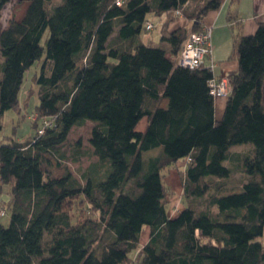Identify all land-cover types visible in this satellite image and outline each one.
<instances>
[{
  "label": "trees",
  "instance_id": "obj_1",
  "mask_svg": "<svg viewBox=\"0 0 264 264\" xmlns=\"http://www.w3.org/2000/svg\"><path fill=\"white\" fill-rule=\"evenodd\" d=\"M12 1L0 0V128L34 63L38 103L34 135L0 143V264H264V22L233 35L217 118L212 52L197 68L174 57L224 0H29L2 24ZM87 121L89 151L68 147ZM87 153L79 180L62 161ZM179 159L185 203L170 215L163 170Z\"/></svg>",
  "mask_w": 264,
  "mask_h": 264
},
{
  "label": "rangeland",
  "instance_id": "obj_2",
  "mask_svg": "<svg viewBox=\"0 0 264 264\" xmlns=\"http://www.w3.org/2000/svg\"><path fill=\"white\" fill-rule=\"evenodd\" d=\"M59 2V0H51L49 2V6L53 5L55 3ZM28 4L27 0H21L16 1L13 0L12 2L8 3L2 10H1V22L2 24H5L7 20L10 17L19 18L26 5ZM236 6V2L233 0H229L226 5V9L229 8V10L232 11ZM150 16V15H149ZM153 16V15H152ZM155 20L161 21V18H153ZM210 28V27H209ZM190 29V28H188ZM214 30V29H213ZM192 32V31H189ZM151 43L153 44H159V38H158V25L155 26L153 30H151L148 33ZM48 36V29L45 30L42 42L46 39ZM143 38L146 39V36L143 34ZM232 40L229 42V54L232 53ZM3 60V57L0 55V61ZM39 68L37 67V64L34 63L29 67L27 72L25 73V81L23 82V85L21 87V91L19 94V100H18V107L17 109L11 108L6 110L3 113L2 119H1V128H0V143L7 142L9 138H12L14 140L22 141L27 139L28 137L34 135L35 128L32 126V119L36 118L35 114V106L38 103V88L37 85L33 82L32 76L34 73L38 72ZM34 79V78H33ZM146 124V118L143 117L139 123L137 124V129H143ZM92 127V122L87 121L83 125L74 126L72 130L70 131V134L68 136L67 140V146L73 145L75 142L80 141L82 148L84 151H89V144H88V136L90 128ZM244 145H251L249 143L247 144H238L235 145L234 148L239 150ZM70 149V148H69ZM157 152V149H151L148 151H145L143 153V157L146 158L150 155H153ZM95 160L93 156H91L89 153L86 155H82L78 161L71 159L70 157L65 158L62 161V165L66 166L72 174L79 179V175L81 171L86 168L90 163H92ZM185 161L182 159L177 160L176 163H173L169 167H167L165 170H163V181L166 186V201H167V207L169 212H176L184 203V197L182 195V188H181V180L179 175V170H182L184 168ZM241 179V175L239 173H235L232 176L231 180H228V182H239ZM80 180V179H79ZM83 182V181H82ZM232 188H226L223 190V193L233 191ZM10 190L7 185H3L1 192H0V201L2 200H9L10 198ZM78 206L84 207V209H81V211H78L76 209V213L78 212L83 215H89L87 214L86 210L89 209L87 205H84L83 202L78 204ZM76 207V205H75ZM2 211V210H1ZM10 209L7 210V213L5 215L0 214V224L2 225H8L10 220ZM82 216V217H83ZM263 244H264V236H263ZM134 264V262L132 263Z\"/></svg>",
  "mask_w": 264,
  "mask_h": 264
},
{
  "label": "crops",
  "instance_id": "obj_3",
  "mask_svg": "<svg viewBox=\"0 0 264 264\" xmlns=\"http://www.w3.org/2000/svg\"><path fill=\"white\" fill-rule=\"evenodd\" d=\"M228 1L224 0L219 9L209 11L203 18V25L211 28L212 71L216 76L227 78L238 70L236 58L229 54V42L233 40L234 33H251L258 23L264 22V0H234L236 6L232 11L226 9ZM229 16L232 17L231 20L228 19ZM178 20L180 25L190 28L189 21L183 18ZM225 100V97H217L215 100L217 118L222 114ZM169 213L171 215L174 212ZM148 233L149 228L145 227L141 232V245L148 239Z\"/></svg>",
  "mask_w": 264,
  "mask_h": 264
},
{
  "label": "built area",
  "instance_id": "obj_4",
  "mask_svg": "<svg viewBox=\"0 0 264 264\" xmlns=\"http://www.w3.org/2000/svg\"><path fill=\"white\" fill-rule=\"evenodd\" d=\"M116 3L120 4L121 0H116ZM150 27H152V23L147 22L146 29ZM211 52V28L205 27L201 31H192L187 34L183 46L178 55L174 57V60L178 66L197 68L204 63L205 58L210 56ZM208 83L210 94L216 97H224L229 92V80L227 77H213ZM1 210L0 214L2 215L5 211Z\"/></svg>",
  "mask_w": 264,
  "mask_h": 264
},
{
  "label": "water",
  "instance_id": "obj_5",
  "mask_svg": "<svg viewBox=\"0 0 264 264\" xmlns=\"http://www.w3.org/2000/svg\"><path fill=\"white\" fill-rule=\"evenodd\" d=\"M21 1V0H20ZM27 1H29V0H27Z\"/></svg>",
  "mask_w": 264,
  "mask_h": 264
}]
</instances>
